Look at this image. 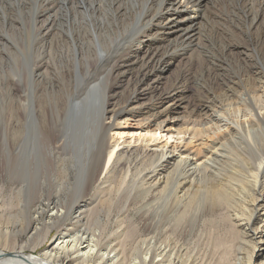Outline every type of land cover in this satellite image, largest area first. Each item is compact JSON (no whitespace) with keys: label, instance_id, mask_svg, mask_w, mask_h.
I'll return each instance as SVG.
<instances>
[{"label":"bare ground","instance_id":"obj_1","mask_svg":"<svg viewBox=\"0 0 264 264\" xmlns=\"http://www.w3.org/2000/svg\"><path fill=\"white\" fill-rule=\"evenodd\" d=\"M31 4L39 44L23 59L0 56V72L7 63L34 94L7 113H18L27 199L21 220L0 225V264H189L180 238L207 193L253 238L264 203V0H0V14ZM190 85L204 89L199 100L186 95ZM58 149L65 177L81 169L87 184L36 194L44 151L50 160ZM132 210L151 236L103 244L108 229L128 235ZM52 229L48 247L26 253ZM251 252L248 264H264Z\"/></svg>","mask_w":264,"mask_h":264},{"label":"rangeland","instance_id":"obj_2","mask_svg":"<svg viewBox=\"0 0 264 264\" xmlns=\"http://www.w3.org/2000/svg\"><path fill=\"white\" fill-rule=\"evenodd\" d=\"M33 8H34V4H31V10H29L28 8H25L26 10L25 9L20 10L22 8H16L14 10H11L12 9L11 8L8 11V13L0 14V56H2V58H6V60H8V58H11V55H12L11 52L19 55L22 58V55L27 54V53H24V51L29 50L30 53H32L33 46L35 44H39L40 40L35 36L33 32L34 18H35V9L33 11ZM61 33L64 34L65 36L68 35L64 30ZM56 42L58 43L56 44ZM52 45H54V47L56 48L55 49L56 55L62 52L64 45L61 41L59 42L54 39V41H52ZM52 61L53 60H51V63H50L51 66H52ZM232 65L234 64H231V65L228 64L227 66V74H228L227 76L228 77L232 76V73L235 72V68ZM22 68H25L24 61H22ZM101 68H104V67L102 66ZM238 68H240V65H237V69ZM4 69L6 70L5 74L3 73ZM4 69L0 72V78L2 80L3 79L5 80V81L3 80L4 83H6L7 85L9 84L11 86V91L7 92V87L5 85L3 86V88L0 89V161H1L0 162V173H1L0 174V199L3 200V203L0 206V225L2 223L4 224L5 221L10 222L13 220H21L22 211L17 206V203L18 201H20V203H23L22 201L25 202V199H27V186L25 182L26 176L22 171L23 160H22V155H21L22 154L21 145H22L23 138L20 135L19 138L21 139V142L17 141L18 133L15 130V127L19 125L18 113L16 115L15 113H9V114L7 113L12 109L14 110L18 109L17 112H19L20 107L18 106H19V103L21 102V99H23L25 93H27L28 96L30 97L31 104L33 103V100H34V94L32 91L33 82L32 81L27 82L28 90L26 91L25 83L19 76L20 74L15 75L14 73H12L11 70H13V68L10 67L7 63ZM177 70L178 69L175 67L173 71L175 72ZM174 72L172 73L174 74ZM93 73L94 74H91L92 76L98 74L97 72H93ZM165 75H168V73H166ZM178 75L179 74L175 73V78H178L179 77ZM164 81L166 82L168 81V79L165 78L163 82ZM126 83L127 82L125 81L124 85H126ZM199 87H201V89L197 88L196 86L190 85L189 88L187 89L186 95L188 96L189 94L188 97L191 96L190 98L193 99V101L199 100V97H202V94H203L202 91L204 90L202 86H199ZM111 100H112L111 102L113 103L116 102L115 104L117 106L123 103V100L121 99L120 95H118L115 99H111ZM143 101L144 100L141 99V102ZM3 102H5V105ZM9 102H10V107H9ZM9 117L11 118L10 120H8ZM13 117H16V118L14 119ZM136 119H139V117ZM135 122L136 121L131 120L130 124H135ZM31 136H32L31 139L34 140L35 139L33 137L34 135H31ZM45 141H48L47 137H45ZM85 146L87 147L86 149H89L91 147V143L88 140H86ZM56 152L57 150H55V156L50 155V156H53L55 159L53 160V157H51V159L49 160L48 158H46L47 157L46 154L48 152L44 151L45 153L44 161L46 164L40 170L37 177H34L32 181L34 185V188H33L34 192L36 191L38 183L41 184V187L38 188V191H36L37 193L35 192L36 194H39V195L43 194V196H49V191H51L50 194H52V192L54 193L59 188H63L67 190L69 189V186H71L72 188L83 189L82 187L87 184L88 177L85 174L86 172L84 171L85 172L84 173L80 168H78L80 170H78L77 172L78 177L73 176V174L69 172L68 174H66L67 177H65V174H64L65 172H63L59 167V159L57 160L56 158V157H60L61 155L63 156L64 152L62 149H58V152L57 153ZM8 159L10 160L12 159V160L10 161ZM14 159H17V162ZM117 178H118V175L117 176L115 175L113 178L112 184H115V185L117 184ZM63 181H65V183ZM80 181L81 182L83 181V182L81 183ZM92 191H90L84 197L83 200L88 201L89 199L93 198L94 192ZM214 195L216 194L207 193V194L200 196L201 205L199 206V210L201 213L198 214L197 217L194 218L195 220H192V219L190 220V224L194 225V228L192 231L191 229L189 230L188 228L187 231L180 238V241L184 244V246L188 247V254H189L188 256L191 255L189 264H238L239 261L242 262V264H248L249 262L248 258H250L249 256L252 254L251 252L252 247L255 248V252L262 253V256L259 257V259L257 260V263L264 261V240H263L264 239V226L261 225V223H264V203L260 207L256 221L254 223L255 231L257 229L255 236H253V238L247 237V236L241 237V235H239V231L241 230L240 227L236 226V223L234 221H231L225 217V216L228 217V214L225 212V209L221 206L220 201ZM52 196H54V194H52ZM62 198H63V202L67 200V197L65 199L64 195ZM94 202L97 203L96 201ZM92 206L93 204L91 205V207ZM90 217L92 218V222H93V219H94L93 214H91ZM205 220L207 223L205 222ZM122 225H127L126 226L127 228L125 229H129L128 235L124 237L115 238L111 234V237H110V234L108 236V231H111V230L108 229L107 233H105L106 235L103 234L102 243L105 245L106 244L114 245L116 242L122 245L121 248L127 247V246L129 248L130 247L129 245L135 240H138V239L142 240L143 238H149L151 236L150 235L151 233L147 229L146 225H144V223L139 220V213H137L136 210L131 211L130 218L129 217L126 218ZM56 232H57V229H52L48 237L45 238V241L44 239H39L38 241L39 243L37 242L36 245L35 243H33L31 246L27 247V249L25 250L26 253H38L43 248L48 247L51 238L55 235ZM132 235H134L135 238L132 237ZM25 236H26L25 234L20 235V238L25 239L24 238ZM246 239H247V244H242V242H246ZM248 239H249V242H248ZM20 242L22 243V241ZM236 247L239 251L236 249ZM0 248L2 247L0 246Z\"/></svg>","mask_w":264,"mask_h":264}]
</instances>
